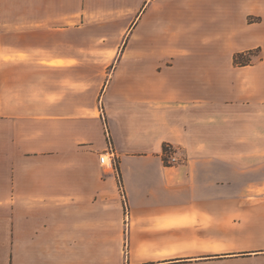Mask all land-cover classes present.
Wrapping results in <instances>:
<instances>
[{
  "label": "crops",
  "instance_id": "0c3cea01",
  "mask_svg": "<svg viewBox=\"0 0 264 264\" xmlns=\"http://www.w3.org/2000/svg\"><path fill=\"white\" fill-rule=\"evenodd\" d=\"M0 264H264V0H0Z\"/></svg>",
  "mask_w": 264,
  "mask_h": 264
},
{
  "label": "built area",
  "instance_id": "2783aa9c",
  "mask_svg": "<svg viewBox=\"0 0 264 264\" xmlns=\"http://www.w3.org/2000/svg\"><path fill=\"white\" fill-rule=\"evenodd\" d=\"M99 115L101 119L104 121V114H103V105L99 104ZM105 148L104 150L98 154V160L101 166H104L107 168V171H109L114 175V178L117 179L119 188L118 193L121 198V205L123 209L125 210V219L128 217V206H127V200L126 195L124 193L123 187L121 185V179L118 169V162H117V156L115 153V150L112 145V141L110 138V135L108 133L107 128L105 127ZM180 161L179 156L177 155L176 149L171 144H165L163 147V162L168 165L176 164ZM117 184V185H118Z\"/></svg>",
  "mask_w": 264,
  "mask_h": 264
},
{
  "label": "rangeland",
  "instance_id": "374dc122",
  "mask_svg": "<svg viewBox=\"0 0 264 264\" xmlns=\"http://www.w3.org/2000/svg\"><path fill=\"white\" fill-rule=\"evenodd\" d=\"M248 20H249V22H253V21L256 22L259 20V17L252 15V16L248 17ZM261 49H262L261 46H257L255 48L251 49L252 52L250 54H246L243 57L244 60H249V63L256 62L260 58V56L262 55ZM245 51H248V50H245ZM242 52H244V51H242ZM176 152H177V150H176ZM102 168H103V171H105V172L107 171V168H105L104 166H102ZM118 169H119V165H118ZM106 173H108V172H106ZM108 174L114 176L110 171ZM117 184H118V181H117ZM121 185L123 187L122 181H121ZM118 188H119V184H118ZM123 190H124V188H123ZM124 193H125V190H124ZM118 196L120 198L119 193H118ZM120 200H121V198H120ZM122 209H123V207H122ZM123 216L125 217V210L124 209H123ZM117 229H118V232H117L118 233V240H117L118 245H117V247L119 250H121V248H122V250L125 251V249H126V226H125V223H123V224L119 223Z\"/></svg>",
  "mask_w": 264,
  "mask_h": 264
},
{
  "label": "trees",
  "instance_id": "16d2710c",
  "mask_svg": "<svg viewBox=\"0 0 264 264\" xmlns=\"http://www.w3.org/2000/svg\"><path fill=\"white\" fill-rule=\"evenodd\" d=\"M251 52H252L251 50H248V51H244V52H237V53H235V55L233 57L234 63L237 64V65L249 64V60H244L243 57L246 54H250Z\"/></svg>",
  "mask_w": 264,
  "mask_h": 264
}]
</instances>
